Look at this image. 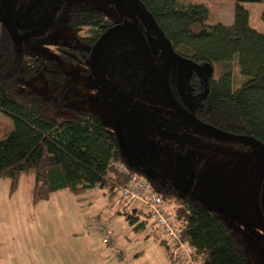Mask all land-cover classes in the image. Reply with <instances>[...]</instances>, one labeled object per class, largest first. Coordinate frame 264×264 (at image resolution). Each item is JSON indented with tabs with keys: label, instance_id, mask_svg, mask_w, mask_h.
<instances>
[{
	"label": "trees",
	"instance_id": "1",
	"mask_svg": "<svg viewBox=\"0 0 264 264\" xmlns=\"http://www.w3.org/2000/svg\"><path fill=\"white\" fill-rule=\"evenodd\" d=\"M38 2L18 0V10L22 13L30 9L29 17L32 16L36 22L42 20L46 13V18L52 24L43 30L44 34L50 32L53 23L67 25L75 31L87 27L84 36L90 49L112 21L103 9L74 0ZM138 2L157 22L172 43L175 53L192 59L196 68L204 63L212 67L206 86L203 78L197 77L199 73L196 68L188 85L189 77L183 74L187 67L179 64L175 72L177 79L171 88L177 92L184 88L188 111L199 120L223 131L252 136L264 144V32L250 25L248 10L242 5L244 2L264 0H236L231 25L207 23V7L201 0ZM260 16L264 23V12ZM6 26L4 16L0 13V179L9 178L14 189L21 174H31L34 201L49 199L53 192L62 188L79 195L83 190L94 189L95 186L104 190V194L112 200L117 196L119 185L128 184L133 175L140 174L165 201L174 204L172 212L178 221L179 241L171 243L161 239L156 229L155 235L161 246L169 247L168 243L191 246V256L197 261L196 264H250L221 212L206 206L191 194L196 187V170L189 164L187 151L194 145L188 143L185 137H198L203 144L215 142L219 138L196 131L177 115L176 128L168 127L171 123L159 118L156 129L153 128L151 132L157 144L149 137L146 149L149 160L145 161L146 156H135L136 153L140 154L139 149L134 151L133 156L127 149L128 144L133 142L131 136L125 142L122 135L124 124L120 136L115 128L112 130L92 112L56 118L51 115L55 105L53 98L21 91L22 80L31 79L38 70L43 69L46 61L40 54L29 52L27 47H20L21 52L16 46L18 42ZM150 41L148 37V47ZM148 47L146 52L151 55L153 69L156 70V61L163 55L162 50L154 54ZM18 52L20 55L17 58ZM233 60L239 67V73L247 78L237 89L231 85ZM136 67L139 72L141 67L134 66L131 70H124L123 77L134 73ZM137 72L128 80L147 96L144 77ZM166 142L167 147L177 153L175 164L165 152L166 145L163 144ZM224 142L243 151L251 147L241 141ZM116 163H121L126 173L118 169ZM172 165L176 168L171 177ZM259 197L264 216V185ZM119 213L125 215L128 224L136 232L153 224L147 215L146 219H140L142 213L139 210L129 214L121 210ZM169 255L172 263L180 264L177 260L179 256L174 258L172 252Z\"/></svg>",
	"mask_w": 264,
	"mask_h": 264
},
{
	"label": "rangeland",
	"instance_id": "2",
	"mask_svg": "<svg viewBox=\"0 0 264 264\" xmlns=\"http://www.w3.org/2000/svg\"><path fill=\"white\" fill-rule=\"evenodd\" d=\"M14 1L0 0V13L10 15L8 8ZM201 1L205 2L207 7L205 17L207 23L220 22L226 25L233 23L236 0ZM74 2L99 7L112 20L118 21L128 13L122 0H74ZM242 5L248 10L250 25L264 32V23L260 16L264 12V2H244ZM29 12L30 9L21 14L18 25L22 19L29 16ZM44 15L42 20L36 22L39 23L38 32L41 33V37L44 36L43 30L52 24L46 18L48 15L46 13ZM57 25V28L44 38L43 43L37 39L36 42L40 45L27 46L29 52L40 54L46 63L31 79L22 80L21 91L53 98L55 105L51 115L60 119L80 112H92L114 130L118 118L123 116L125 128L122 135L125 142L129 141L130 136L133 142L132 145L128 144L127 149L131 156L139 149L140 154L136 153L135 156H146L145 161H148L146 151L148 139L153 136L151 134L153 128L156 129V124L150 121L156 113L150 110L165 106L158 89L149 84L153 81L151 76H147L148 79L144 77L143 85L147 89V96L143 95L138 87L133 91L131 89L128 91L124 87L125 84L130 85L128 78L134 74L122 76L125 71L131 70L129 64L141 67L139 72L136 71L137 67L134 70L138 75L151 73V67L148 70L146 65L148 61L146 53L136 45L138 40L132 38L133 30L121 27L110 33V36L101 43L95 56L96 65L93 73L87 68L88 61L87 65L85 63L76 65L73 61L66 60L64 56L70 55L66 52L67 46L73 42L75 44L80 42L77 33L84 34L86 29L74 31L67 25ZM119 36L121 43L117 46L111 45L114 38ZM128 36H131V39ZM151 40L154 46L150 47V52L156 54L161 43L152 38ZM138 45L141 46L140 43ZM161 47L163 54L164 46L161 44ZM163 56L164 54L157 58V73L162 69ZM121 63H124L123 70ZM232 74L233 89H237L247 80L239 73V67L234 60ZM119 88L126 92L129 99L133 100L134 97L137 100L136 103L141 108L139 112L143 111L145 116L128 115L122 105L119 91L117 92ZM126 101L130 102L127 99ZM147 116L150 118L148 122ZM185 139L194 145L187 151L189 164L196 170V187L191 192L192 196L221 212L224 220L232 228L236 243L250 264H264V234L254 217L250 197L257 155H253L249 150L245 152L236 149L221 139L205 144L200 142V138L191 135H187ZM152 140L157 144L154 138ZM165 145V152L171 159L173 158L174 164L177 163V153L167 147L168 142L163 144ZM182 166L186 167L184 163ZM175 168L176 166L172 165L169 174L171 177L172 173H175L173 172ZM32 183L33 176L28 173L19 176L14 189L9 178L0 179V264H175L169 255V252L175 250V246L170 243L169 247L161 246L153 224L144 230L147 234L143 237L142 232L128 228L123 213L110 217L115 207L109 198L102 197L104 190L87 188L81 194L75 195L62 188L53 192L49 199L34 201ZM113 200L115 202V199ZM168 206L172 211L174 204L168 203ZM118 218L124 224L119 232L111 226L112 221ZM102 224L107 228L106 232L99 229V225ZM103 235L109 237L110 243L103 242ZM137 248L141 252L135 255ZM117 251L121 253L120 256L116 255Z\"/></svg>",
	"mask_w": 264,
	"mask_h": 264
},
{
	"label": "flooded vegetation",
	"instance_id": "3",
	"mask_svg": "<svg viewBox=\"0 0 264 264\" xmlns=\"http://www.w3.org/2000/svg\"><path fill=\"white\" fill-rule=\"evenodd\" d=\"M18 3V0H17V2H16V0L9 6V8H8V12L10 13V15H7V14H4V15H2V16H4V20H5V23H6V27H7V29L9 30V32H10V34L13 36V38H15L16 39V42H18V45H16L17 46V48L18 49H20V51L22 52V50H21V48L23 49V48H25V47H27V46H32V45H40V44H38L37 42H36V40L37 39H40V42H44V38H46V36L47 35H49L50 33H51V31H54V29H56L57 28V26L58 25H56V23H53V27L50 29V32H48V33H46V34H44V36H42L41 37V33L39 34V29H40V26H39V24L38 23H36V20H34L33 18H32V16L31 17H29V16H27L26 18H24V19H22V22L20 23V25H18V22H19V17L21 16V14H23V13H25L26 11H24V12H20V10H18L19 8H20V6L17 4ZM124 6L126 7V10L128 11V13L127 14H124L123 16H122V18L120 19V20H112L111 22H110V25L104 30H102V32H101V35L106 31V30H108L111 26H113V25H116V24H121V23H130V24H134L135 26H138V27H140L141 29H142V33H145L144 34V38H145V42H144V44L142 43V41H141V37H140V33L138 32V30L137 29H135V28H133V27H128V28H130L131 30H133V36H132V38L133 37H135L137 40H138V44L140 43L141 44V46L140 45H138V44H136V42H135V40L133 41L138 47H141V49H142V51L144 52V53H146V46L148 47V44H147V42H148V36H149V38H150V40H151V38L154 40V41H158L157 43H161L160 42V40H159V38L157 37V35L149 28V26L144 22V21H141L134 13H133V11H131L130 9H129V7L126 5V4H124ZM28 11V10H27ZM29 15V14H28ZM50 27V26H49ZM147 28H149L150 30H148ZM71 29V28H70ZM80 29H87V27H82V28H80ZM75 31V30H74ZM86 31L87 30H85L84 31V34H81V37L83 36V38H81L80 36H78L77 35V37L80 39V42L78 43L77 42V44H75L74 42H73V44H71V45H69V46H67V48L68 49H66V52H69L70 53V55H68V54H63L65 57H67L68 59H69V61L71 62V61H73V63H75L76 65L78 64V63H81V64H83V63H87V61H88V65H87V68L91 71V72H93L92 71V69H91V66L92 65H90V52H91V50H92V48H93V45H94V43L99 39H97L94 43H93V45H92V48L90 49V46H88V44L86 43V41H85V34H86ZM112 32V31H111ZM110 32V33H111ZM43 33H44V31H43ZM42 33V34H43ZM100 35V36H101ZM99 36V37H100ZM110 35H108L107 37H109ZM77 37H76V41H77ZM106 37V38H107ZM130 39H131V36H128ZM105 38V39H106ZM104 39V40H105ZM104 40L101 42V43H103L104 42ZM152 41V40H151ZM149 42V44H150V46L148 47V49L150 50V47L151 48H153V46H154V43H152V42ZM23 43V44H22ZM119 43H121V37L119 36V37H115L114 38V40L111 42V45H115V46H117ZM142 44L144 45V50H143V46H142ZM147 44V45H146ZM162 45H163V43H161ZM161 44L159 45V47H160V50L162 49V47H161ZM22 45V46H21ZM42 45V44H41ZM101 45V44H100ZM100 45H99V48H100ZM164 46V45H163ZM21 47V48H20ZM64 49H61V51H63ZM16 52H17V50H16ZM175 52V51H174ZM148 53V52H147ZM164 53H165V47H164ZM163 53V54H164ZM18 54V56H17V58L19 57V55H20V52H18L17 53ZM164 58H165V54H164V56H163V60H164ZM122 64V63H121ZM161 64H163V61H162V63ZM95 65L96 64H94L93 65V67H95ZM131 65V66H130ZM204 65H205V63L204 64H202V65H197L198 67L196 68V70H197V77H202L203 78V82H204V85L206 86V83H207V77L209 76V74H208V72L206 71V68L204 67ZM133 66V67H132ZM134 66L135 65H132V64H129L128 65V67H130V68H134ZM179 68V65H177V62H175V63H172L171 64V67H170V70H169V73H168V77H169V88H171V87H173L172 86V83L175 81V79H177V76H175V72H176V70ZM134 70V69H133ZM194 70H195V68H194ZM193 70V71H194ZM120 71H122V70H120ZM161 71V70H160ZM193 71H192V73H193ZM183 74H186L187 75V78L189 77V79L187 80V83H188V85L190 84V81H191V75H192V73H191V75L189 76L188 75V70L186 69H184L183 70ZM133 73V72H132ZM135 73V72H134ZM211 73H212V71H211ZM157 75H154L156 78H155V80L153 79V81H151V83H149L152 87H155V88H157L158 89V91L160 92L159 94H160V96H161V100H162V102H163V104H164V108H158V109H156V110H150V112H152V113H156V115L155 116H153V117H151V116H149V117H151L152 119H150L148 116L146 117V122H148L149 121V119H150V121L151 122H154L156 125H157V119H159V118H162L164 121H166V122H168V123H171V125L170 126H168V127H171V128H176V126L175 125H177V121H176V115H177V113L174 111V110H172L171 109V107H169V105L167 104V102H166V100L164 99V97H163V94H162V89L160 88V72L159 73H156ZM121 75H122V73H121ZM134 75V74H133ZM123 76V75H122ZM150 77V75L149 74H146V75H143V77H145L146 79H148V77ZM129 82V81H128ZM129 84L130 85H127V84H125L124 85V87L129 91V89H131L132 91L135 89V87H136V85H133L132 83H130L129 82ZM174 84H175V82H174ZM133 87H132V86ZM149 85V86H150ZM177 85V84H176ZM175 85V86H176ZM121 88V87H120ZM120 88H119V90H117V92L119 91V95H120V98H121V101H122V105L124 106V108L126 109V112L128 113V115H135V116H137V117H141V116H145L146 114H144V112L143 111H141V112H139V110H141V108L139 107V105H138V103H136V101L137 100H135V98L133 97V100L132 99H129L130 97L129 96H127L126 95V92L125 91H122V90H120ZM186 90V89H185ZM184 88L183 89H181V90H179L178 92L177 91H173V88H171V92H172V94H173V97H174V99H176L177 100V102H178V104L180 105V107H182V108H184L185 110H187L188 111V109H187V107L185 106V104H186V97H185V94H184ZM204 92H206V91H204ZM159 96V97H160ZM158 97V96H157ZM128 100V101H130V102H127L126 101V99ZM202 98H203V96H202ZM127 107V108H126ZM124 109V110H125ZM148 110V109H147ZM189 112V111H188ZM190 113V112H189ZM127 115V116H128ZM141 115V116H140ZM178 116V115H177ZM154 118V119H153ZM180 118V117H179ZM119 119V118H118ZM181 120H182V118H180ZM116 124V123H115ZM122 124H124V121H123V123ZM117 125V124H116ZM116 125H115V128H116ZM125 125V124H124ZM165 126V125H164ZM159 128H160V125L158 126ZM165 128H166V126H165ZM161 129V128H160ZM163 129V128H162ZM124 130V129H123ZM242 150V149H241ZM249 150V152H255V149H253V147H252V145H251V147L248 149ZM247 150V151H248ZM246 150H245V152H247ZM263 179H264V176H263ZM263 180H262V183H261V185L263 186ZM262 186H261V188H262ZM260 188V189H261ZM260 193V192H259ZM259 208L261 209V213H262V208H261V203H260V198H259ZM262 219H264V216H263V213H262ZM262 231V230H261ZM264 234V233H263Z\"/></svg>",
	"mask_w": 264,
	"mask_h": 264
},
{
	"label": "water",
	"instance_id": "4",
	"mask_svg": "<svg viewBox=\"0 0 264 264\" xmlns=\"http://www.w3.org/2000/svg\"><path fill=\"white\" fill-rule=\"evenodd\" d=\"M124 4H126L131 11L141 20L144 21L149 28L157 35L160 42L163 43L165 47V58L163 61L162 69L160 71V88L162 89V94L164 99L166 100L169 107H171L172 110H174L177 115L182 118L183 121L188 123L192 128H194L196 131L201 132L203 134H208L213 137H217L224 141H236V142H245L249 145H252L253 149H255V152H251L253 155H257V165L254 171V177L252 179V191H251V208L254 213V217L257 220V224L260 230L264 233V219H262V213L261 209L259 208V192L261 188V183L264 176V144L262 142H259L258 140H255L252 136H246V135H236L234 133H231L229 131H223L218 127H214L205 121L199 120L197 117L189 113L184 108L180 107L177 100L174 99L173 94L171 92V88H169V77L168 73L171 67L172 63L177 62L178 65H184L187 67L188 75L190 76L194 68H196V64L192 59L185 58L181 56L180 54H177L173 50L172 43L168 40V38L165 36L164 32L160 29L159 25L156 21L153 20V18L149 15V13L142 7L138 0H122ZM121 27H133L138 30L140 33L141 41L144 44L145 38L144 33H142V29L138 26H135L133 23H121L111 26L108 30H106L99 39L94 43L93 48L90 52V65L91 69L94 73L95 68L93 65L95 64L96 54L99 49V45L101 42L110 35V32L119 29ZM146 54L149 56L148 59V66L151 67V73L150 76L155 80V76L157 75L156 70L153 69V65L151 62V55L146 52ZM204 67L206 68V71L208 74H211L212 67L210 64L205 63ZM154 72V73H153ZM124 121V117H120L116 122V132L117 135H121V129H122V123Z\"/></svg>",
	"mask_w": 264,
	"mask_h": 264
},
{
	"label": "built area",
	"instance_id": "5",
	"mask_svg": "<svg viewBox=\"0 0 264 264\" xmlns=\"http://www.w3.org/2000/svg\"><path fill=\"white\" fill-rule=\"evenodd\" d=\"M116 165L118 169L126 173V169L121 163H116ZM130 180L128 184L117 187L115 203L122 204L128 214L134 210L141 211L155 224L161 239H166L171 243L178 242L180 235L177 228L178 221H176L175 214L170 210L167 201L152 188L148 180L142 175H133ZM95 188L97 187L95 186ZM99 229L103 232L107 231L103 224L99 225ZM103 242L110 243L109 237L103 235ZM192 253L193 248L191 246L178 243L172 252V256L174 258L179 256L177 260L180 264H196L197 261L191 256ZM118 254L121 255L119 251L116 252V255Z\"/></svg>",
	"mask_w": 264,
	"mask_h": 264
},
{
	"label": "crops",
	"instance_id": "6",
	"mask_svg": "<svg viewBox=\"0 0 264 264\" xmlns=\"http://www.w3.org/2000/svg\"><path fill=\"white\" fill-rule=\"evenodd\" d=\"M94 190H97V188H95L94 187ZM102 197H104V198H109L108 197V195L106 194H102ZM110 199V198H109ZM115 199V198H114ZM111 200V199H110ZM112 202H113V204H112V206L113 207H115V210H114V213L113 212H111V214H110V217H113L114 216V214H120L119 213V211H121V210H123V211H125L126 213H127V211H126V209L122 206V204H120V203H115L114 202V200L112 199L111 200ZM109 218V217H108ZM146 219V215H144V213H142V214H140V219ZM122 225V226H121ZM126 225H128V228H132L133 226L132 225H129L128 224V222L126 223ZM111 226H113V228H116V230L119 232V230H120V228H122L123 226H124V224H123V222L121 221V219L120 218H118V219H114V221H112V225ZM120 226V227H119ZM140 233L142 232V234L141 235H143V237H145V234H147V232H144V230H142V231H139ZM147 238H149V237H147ZM141 251H140V249L139 248H137V251H136V253H135V255L136 254H138V253H140Z\"/></svg>",
	"mask_w": 264,
	"mask_h": 264
}]
</instances>
